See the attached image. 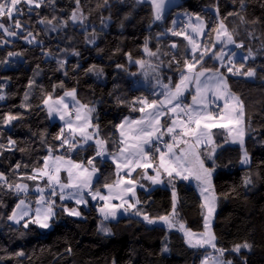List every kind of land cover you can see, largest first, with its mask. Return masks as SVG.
<instances>
[{
  "label": "trees",
  "instance_id": "obj_1",
  "mask_svg": "<svg viewBox=\"0 0 264 264\" xmlns=\"http://www.w3.org/2000/svg\"><path fill=\"white\" fill-rule=\"evenodd\" d=\"M246 2L247 9L243 14L248 20L259 21L257 24L240 25L235 16L224 21L229 30L239 25L235 39L243 41L244 48H237L243 55L247 54L248 48L257 52L261 39H264V0ZM217 6L219 18L239 10L238 0L236 3L233 0H182L157 21L150 3L108 0L105 5L104 0H80V11L86 17L84 24L79 26L69 21L67 28L51 32L46 30V25L37 23L38 19L53 15L67 19L77 8L76 0H55V5L46 3L39 9L34 8L30 14L26 4L21 3L19 7L24 9L25 15L17 18L22 22L30 21L24 27L33 32L36 41L28 43L26 32L19 33L15 40L6 39L0 32V94L5 96L4 100H0V121L7 113L20 117L7 127L0 123V144L7 145L9 137L16 141L15 150L0 149V173H4L10 183H27L26 176L32 175L34 168L43 166L42 158L49 154V146L53 148V154L63 155L75 162L87 163L96 156L92 146L77 151L60 147V141L55 136L61 126L49 121L44 108L43 101L49 94L56 99L73 88L82 104L96 107L100 135L107 141L108 151H116L119 141L117 125L126 117L136 119L140 116L139 111L132 110L139 104L132 105V101L143 97L159 99L155 93V86H159L157 77L164 83H168L169 77L173 84L179 80L177 64L170 65L169 61L173 54H178L182 67L183 58L189 51L181 36H173L168 31L183 28L182 23L174 25L176 16L184 13L204 18L208 24L205 42L211 44L215 37L211 30L219 20L215 10ZM93 31L96 33L94 44L87 42ZM249 31L259 39L249 37ZM146 39L151 51L160 49L157 56L145 53ZM173 42L180 47L171 49ZM73 50L80 55H72ZM46 51H50L51 56H45ZM9 52L21 55L16 56L19 59H12ZM127 54H131V60ZM57 59L66 60L64 69H59ZM137 60L144 61V66L138 65ZM245 63V70L249 66L256 68L254 78L228 74L226 68L211 56L204 59L203 65H197V69L219 68L226 75L231 92L243 100L246 113L244 149L250 156V165L240 168V148L227 143L224 133L219 130L213 132L218 147L214 155L208 159L203 151L202 158L206 167L215 168L212 184L218 198L213 234L217 246L227 250L224 259L231 260L233 264H264V50L257 53L255 60L249 59ZM92 65L102 69L103 75L87 72ZM144 74L147 77L152 75L155 81L147 83ZM30 81H34L31 87ZM26 93L27 100L24 99ZM22 104L25 107H21ZM42 135L44 142L41 141ZM94 161L99 171L92 188L102 190L104 184L117 179L116 169L110 161ZM17 163L21 164L19 169L15 168ZM139 174L141 171L135 174V178ZM245 177H251L253 183L245 186ZM174 186L186 227L192 232H202L204 209L198 194L185 181L176 180ZM22 197L15 190L0 187V264L201 262V250L189 247L179 232L160 225H149L139 216L124 217L117 222L103 221L111 228L110 235L104 234L99 230L102 219L93 207L82 211V219L72 218L58 210L52 220V229L47 233L34 224L27 229L11 225L7 223V216ZM137 199L140 200L138 209L150 217L168 215L172 211V194L167 188L138 189ZM245 241L252 245L250 251H231L235 244ZM116 245H121L120 250H116ZM165 247L168 251H164ZM68 248L72 251H67ZM20 252L24 255H17Z\"/></svg>",
  "mask_w": 264,
  "mask_h": 264
},
{
  "label": "snow or ice",
  "instance_id": "obj_2",
  "mask_svg": "<svg viewBox=\"0 0 264 264\" xmlns=\"http://www.w3.org/2000/svg\"><path fill=\"white\" fill-rule=\"evenodd\" d=\"M153 8L154 19L159 21L163 18L165 10L166 0H150ZM234 3L237 0H233ZM21 3L28 6V13H32L33 9H39L47 4L55 5V0H0V29L3 30L4 35L17 37L19 33L26 32L25 39L28 43L36 41V37L31 30H27L24 27L25 23L17 17L25 15L24 9L19 7ZM107 5L108 0H104ZM77 8L74 10L67 19H61L56 15L42 16L38 19L37 23L47 26V31L57 32L68 27L69 21L73 24H84L86 17L80 11V0H76ZM239 10L235 12L227 13V16L219 18V7L215 8L218 23L212 28V32L215 33V38L211 44L202 45L199 43L198 37L203 36L205 25L199 15L195 16L196 23L192 22V15L189 16V23L185 25V28L177 31L174 29H168L173 36H181L188 45H190V53L183 58V65L180 67L181 60L178 58V54H173L169 64H177V70L180 72L178 82L172 83L169 77L168 83H164L157 77V84L162 91L156 93L158 96H162L163 99L149 100L147 97L137 98L132 101V105L139 104V108L132 107L133 111H139L142 115L139 119L125 120L117 125L120 130V140L118 141L116 151L109 152L106 145L107 141L99 138V125L93 124L91 121V113L95 112L94 107H90L87 104H82L77 99L76 89L67 90L64 95L56 100H53L51 94H49L43 101L47 107L49 117L58 116L60 120L64 121V127L60 129V132L55 136L56 140L60 141V147L65 145L69 150H75L81 143H87L93 141L96 145V156H109L112 162L116 165L117 179L113 183H106L103 185L108 190L107 195L101 194L99 189L93 190L92 182L99 169L95 166V157L87 161L85 166L82 163L75 162L71 159L65 158L63 155H53V148L48 147V155L43 157V166L33 169L32 175L26 176L28 180H37L38 178L47 177V184L51 187V196L59 194L61 201L72 200L79 205H87L88 201L84 197V192L87 191L91 195L93 200L99 198L104 201V204L98 208V211L103 216V221L116 220L118 215L123 212L127 214L130 210L134 216L142 217V219L149 225L157 223V221L165 224L169 229H176L183 232L186 237V243L192 248H211L218 255H212L207 253L202 260L201 264H233L231 260L224 259V254L227 250L220 248L215 243L216 237L211 231L210 218L212 217L217 201V194L215 193L214 186L212 184V173L215 168H209L205 166L204 159L201 153L198 151L200 146H212L214 145L212 129L216 127H226L227 124H232L234 127L228 129V135L232 137V142H239L241 147L244 143L245 134V105L243 100L235 93L231 92L226 75L222 73L219 68L211 69L207 67H200L197 69V65H203L204 57L209 55L210 49H215L217 43L222 47L218 51H211L212 58L220 61V66L226 68L228 74L234 76L255 77L257 75L255 67H246V61L249 59L255 60L259 51L264 50V39H261V47L257 52H254L252 48L247 49V54L241 58L238 62L235 60L237 53L235 51H225L229 45H234L235 48H244L243 41L238 42L235 36L238 34V27L229 30L224 21L227 17L235 16L239 20L240 25L257 24V20H248L246 15L243 14L247 9L246 0H238ZM39 16V13H37ZM7 17L9 24L2 22V18ZM103 22V21H102ZM175 24V21L173 22ZM105 27L107 25H104ZM190 28L191 33L186 31ZM160 35H163L161 33ZM248 36L257 38L252 31L248 32ZM31 39H28V38ZM96 33H91V38L87 39L88 43H95ZM209 39L212 37L209 34ZM8 43V41H3ZM171 49H178L180 45L173 42L170 45ZM202 49V50H201ZM64 51H67L65 49ZM144 51L149 56H157L160 49L157 48L155 52L148 48V40H145ZM199 52V55L197 53ZM45 56H51L50 51H46ZM72 55L79 56L78 51L73 50ZM9 56H19L20 53H8ZM131 60V54H127ZM167 55V53H165ZM190 56V58H189ZM227 58V63H225ZM7 61H3L6 63ZM138 65L144 66L145 62L137 60ZM59 69H64L66 60L57 59ZM79 67V65H76ZM118 67H122L118 65ZM159 67L158 65L156 66ZM155 70V69H154ZM89 73H94L97 76L103 75V70L98 69L95 65L90 66L87 70ZM67 75V72H65ZM34 81L29 82V87L32 86ZM63 86L62 84L60 85ZM195 89L192 95V103H184L182 97L185 92L191 88ZM65 97H70L74 104L72 110L69 109L68 103L65 102ZM5 96L0 95V100H4ZM25 100L28 99V94H25ZM50 101H52L50 103ZM218 101H223V105ZM123 103V101H121ZM25 107V105H21ZM73 112L75 113V121H81L80 124H75L73 121ZM165 116L170 117V122L162 119ZM20 119L18 115L7 113L3 116L0 123L7 127L11 125L13 121ZM250 124V121H249ZM65 128L68 130L69 135L65 136ZM88 128L94 129L92 133H88ZM127 130L125 131V129ZM235 132V135H233ZM79 133L82 137L81 141L75 139V134ZM171 137V142L165 141L164 136ZM187 138V139H185ZM45 137L41 136V141L44 142ZM163 145L161 147L160 145ZM183 144L185 147L179 151L176 149ZM16 141L11 137L7 140V145L0 144V149L5 151L15 150L14 146ZM24 151V149H19ZM215 153V147L212 146L211 150L206 153L207 158L211 159ZM2 155V152H0ZM51 161V164H49ZM158 161V162H157ZM242 164L249 163V156L247 151H244ZM90 166V167H89ZM21 167L20 163L15 165L16 169ZM27 167V165H24ZM64 170L67 173V180L64 181L60 177V171ZM137 169H142L143 174L141 179L149 180L153 185L163 184L166 176L168 183L173 186L172 188V211L168 215L159 217H150L142 209L136 208V205L140 203L139 199H135L134 202L125 199L127 193H131L135 197V185L138 183L132 178V173ZM148 169H152L155 175H149ZM125 175H120L121 171H124ZM189 176H195V179L199 182L201 196L204 203L202 207L207 210V214L204 216V229L205 231L199 235L193 233L190 229L185 227V224L179 219V212L177 209V193L174 186L176 178L183 180L189 179ZM0 187H6L8 191L15 190L17 194L20 192L27 193L28 185L26 183H10L4 173H0ZM251 177H245L244 185L248 186L252 184ZM141 188L143 184L139 185ZM59 189L57 193L56 189ZM71 191H66V190ZM37 192L44 193L45 188L37 187ZM207 193V195H205ZM114 200H119L120 203H112ZM55 200H45L44 195H41L37 199V207L33 209L25 203L24 199H21L16 207L12 210L11 214L7 216L9 221H12L16 225L27 229L30 224H35L42 229H48L50 221L56 215L54 205ZM63 211L69 216L82 217V212L78 207L62 206ZM27 217V219H25ZM23 221V223H21ZM101 221L100 231L106 235L111 234V228L104 225ZM23 235V233L21 234ZM252 245L247 241L238 243L233 246L231 251L240 253L241 249L251 250ZM67 251L71 252V248ZM164 251H168L165 247ZM19 256H23L24 253H17ZM115 264V262H113ZM246 264V262H245Z\"/></svg>",
  "mask_w": 264,
  "mask_h": 264
},
{
  "label": "rangeland",
  "instance_id": "obj_3",
  "mask_svg": "<svg viewBox=\"0 0 264 264\" xmlns=\"http://www.w3.org/2000/svg\"><path fill=\"white\" fill-rule=\"evenodd\" d=\"M138 2H140V3H150L151 4V2H150V0H137ZM181 1L182 0H166V3H165V10H164V13H163V17L167 14V12L170 10V8H172V7H174V6H176V5H178L179 3H181ZM27 6V5H26ZM28 7V6H27ZM177 18H176V21H175V24L174 25H178V24H181L182 23V27L183 28H185V25H187L188 23H189V16L188 15H186V14H184V13H181V14H179V15H177L176 16ZM201 19H202V21L204 22V25H205V29H204V34H203V36H201V37H198V40H199V43H201L202 45H207L208 43H206L205 42V36H206V33H207V30H208V24H207V22H206V20L204 19V18H202L201 17ZM2 22H4L6 25L7 24H9V22L7 21V18L6 17H4V18H2ZM192 22L193 23H196V21H195V16H192ZM72 23V22H71ZM73 24V23H72ZM74 25H79V26H81L79 23H77V24H74ZM186 31H188L189 33H191V29L190 28H188V29H186ZM0 32L1 33H3V30L2 29H0ZM4 34V33H3ZM5 37H6V39H10V40H15L16 39V37H11V36H6L5 35ZM30 38V37H29ZM183 38V37H182ZM215 38V37H214ZM214 40V39H213ZM27 41V40H26ZM185 41V40H184ZM186 42V45H187V50L189 51V53H190V45H188V43H187V41H185ZM213 42V41H212ZM222 47V45L221 44H219V43H217L216 45H215V49H210V52H209V55H206L205 57H204V59L205 58H207V57H209V56H211L210 55V53H211V51H213V50H216L217 48H221ZM202 50V49H201ZM225 51H235L236 53H237V56L235 57V60L237 61V60H241V58L243 57V56H245V55H243L241 52H240V50H237V48H235V46L234 45H229L226 49H225ZM197 55H199V52L197 53ZM12 59H19L18 57H16V56H12ZM214 61L216 62V63H218V64H220V61H218V60H216V59H214ZM225 63H227V58H225V61H224ZM153 76L152 75H149L148 77H147V75H145L144 74V78H145V80H146V82L147 83H150V81H155V79L154 78H152ZM144 78H142V80H144ZM160 91H162V89L160 88V86H155V93H158V92H160ZM194 92H195V89H194V87L193 88H191L189 91H187V92H185V94H184V96L182 97V100H183V102L184 103H187L188 104V102H189V104H191L192 103V99H191V97H192V95L194 94ZM0 95H2V94H0ZM160 98L159 99H163V97L162 96H159ZM56 99H58V98H56ZM56 99H53V100H56ZM188 101V102H187ZM52 101H50V103H51ZM65 102L66 103H68V105H69V109L70 110H72V105L74 104V101H72V99L70 98V97H65ZM218 103L219 104H221V105H223V101H218ZM90 107H94L95 108V112H93V113H91V121H92V123L93 124H96V120H97V116H96V107L95 106H90ZM139 107H140V105H139ZM138 107V108H139ZM44 108H45V110H46V113H47V116H48V119H49V121L51 122V123H58L60 126H61V128L62 127H64V121H62V120H60L59 119V117L58 116H53V117H49V115H48V111H47V107L44 105ZM139 114H140V116H139V118L141 117V113L139 112ZM73 121H74V123L75 124H80L81 123V121H75V113L73 112ZM139 118H136V119H139ZM125 120V119H124ZM123 120V121H124ZM122 121V122H123ZM164 121H168V122H170V117L169 116H165L163 119H162V122H164ZM121 122V123H122ZM120 123V124H121ZM234 126L232 125V124H227V126L226 127H216V128H213L212 129V133L214 132V130H219V131H222L223 133H224V138L225 139H227V143H229V144H231V145H233V146H237V147H239L240 148V150H241V160H242V158H243V154H244V151H245V149H244V143H243V147H241V144L239 143V142H235V143H233L232 142V137L231 136H229L228 135V129L229 128H233ZM127 130V128L125 129V131ZM88 133H92L93 131H94V129H92V128H88L87 130H86ZM118 134H119V140H120V130L118 129ZM64 135L65 136H68L69 135V133H68V130L65 128V131H64ZM233 135H235V132H233ZM99 138H101L102 139V137H101V135H100V132H99ZM245 138H246V130H245V134H244V142H245ZM75 139L77 140V141H81L82 140V137L80 136V134L79 133H76L75 134ZM167 139V140H166ZM168 139H170V140H168ZM185 139H187V138H185ZM164 140L165 141H168V142H171V137L170 136H168V135H165L164 136ZM213 141H214V145H212V146H214L215 147V150L218 148L217 147V145H216V141H215V139L213 138ZM89 146H92V147H94V149L96 150V145H95V143L93 142V141H88L87 143H81L80 144V146H78L75 150H70V151H77V150H84V149H86V148H88ZM212 146H200V148L198 149V151L201 153V155L203 154V151H205L206 153L208 152V151H210L211 150V147ZM65 148H68L66 145L64 146ZM106 147H107V145H106ZM185 146L183 145V144H181L177 149H176V151H179L181 148H184ZM69 150V149H68ZM53 155H55V154H53ZM249 156V155H248ZM65 158H67V159H71V158H68V157H65ZM95 159H97V160H100V161H102V162H104V161H110V162H112V159L109 157V156H104V157H101V156H95ZM72 160V159H71ZM95 162V161H94ZM158 162V161H157ZM78 163H82V162H78ZM113 163V162H112ZM49 164H51V161H49ZM83 165H85V166H88L87 165V163H82ZM114 164V163H113ZM115 165V164H114ZM249 165H250V156H249V163L248 164H242L241 163V161H240V168H248L249 167ZM90 167V166H89ZM115 169H116V165H115ZM125 171V170H124ZM124 171H121V173L122 172H124ZM138 171H141L142 173L141 174H139L138 175V177L137 178H135L136 176H135V174L138 172ZM148 171V174L149 175H155V173L152 171V169H148L147 170ZM120 173V174H121ZM142 174H143V170L142 169H137L136 171H134L133 173H132V178L133 179H135L136 181H138V183L135 185L136 186V188H139V189H143V190H147V191H150V190H152V189H154V188H158V187H160V188H167V189H169L170 191H171V194H172V188H173V186L172 185H170L167 181H168V178L166 177V176H164V177H162L163 179H164V183L163 184H157V185H153L149 180H146V179H141V176H142ZM60 177H61V179L62 180H64V181H66L67 180V173L62 169L61 171H60ZM96 178H97V173H96V175H95V177L93 178V182H92V186H93V183H94V181L96 180ZM176 180L177 181H187L188 183H190V184H192L195 188H197V191H198V196H200L199 198H200V200H201V202H202V204L204 203V200H203V197L201 196V193H200V188L198 187V184H199V182L195 179V176H189V179H187V180H183V179H180V178H176ZM175 180V181H176ZM27 185H28V191H27V193H24V192H20V195H23V197L21 198V199H24L25 200V203L26 204H28L32 209H33V211H34V209L37 207V204H36V201H37V199H39V197L41 196V195H44V197H45V200L47 201V200H49V199H51V200H55V205H54V209H55V212L57 213V211L58 210H61L64 214H66L64 211H63V207L62 206H68V207H78L79 208V210L82 212L83 210H89L90 208H91V206L96 210V212H97V214H98V216L102 219V221H103V216L100 214V212L98 211V208L99 207H101L103 204H104V201H102V200H100L99 198H97L96 200H93L92 199V197H91V195H89L88 194V192L87 191H85L84 192V197H85V199L88 201V203H87V205H79V206H77L75 203H74V201H72V200H64V201H61L60 200V198H59V194L58 195H56V196H51L50 195V193H51V187L50 186H48V184H47V177H43V178H38L37 180H29L27 183H26ZM140 184H143L144 185V187L143 188H141L139 185ZM148 184V185H147ZM37 187H43V188H45V191H44V193H40V192H37L36 191V188ZM57 190V193H59V189L57 188L56 189ZM66 191H71L70 189L69 190H66ZM100 192H101V194H103V195H107L108 194V190L107 189H105V190H100ZM137 192V191H136ZM130 194L131 193H127L126 195H125V199H128L129 201H130V199H129V196H130ZM205 195H207V193L205 194ZM137 193H135V198H133L134 199V201H135V199H137ZM20 199V200H21ZM19 203V202H18ZM112 203H115V204H118V203H120V201L119 200H114V201H112ZM177 209H178V212H179V219L184 223V221H183V217H182V215H181V212H180V208H179V206H178V203H177ZM204 209V216L207 214V210L205 209V208H203ZM215 210H216V208H215ZM132 211L133 210H130L127 214H125L124 216H134L133 214H132ZM121 214H123V212H121ZM121 214H119L118 215V218L116 219V220H111V219H109L108 221H104V222H117L118 220H119V218H120V216H121ZM67 215V214H66ZM214 215H215V211H214V213H213V215H212V217L210 218V227H211V231H212V233H213V221H214ZM56 216V215H55ZM55 216L52 218V220L55 218ZM69 216V215H68ZM70 217H72V218H76V219H82L83 217H75V216H70ZM25 219H27V217L25 218ZM52 220L49 222L50 223V227L48 228V229H42V228H40L39 227V229L42 231V232H44V233H47V232H49L51 229H52ZM1 224H2V219H1V222H0ZM7 223H9V224H11V225H14V226H18V225H16L15 223H13L12 221H9L8 219H7ZM21 223H23V221L21 222ZM204 223H205V221H203V226H204ZM185 224V223H184ZM35 225V224H34ZM155 225H161V226H163L164 228H166L167 230H172V231H176V232H179L183 237H184V239H185V241H186V237H185V235H184V233L183 232H180V231H178V230H176L175 228L174 229H169L165 224H163L162 222H160V221H157V223H155ZM37 226V225H36ZM185 227H186V225H185ZM187 228V227H186ZM188 229V228H187ZM205 231V229H204V227H203V231L202 232H193V233H196L197 235H199V234H201V233H203ZM120 248H121V245H116V250H120ZM198 248V247H197ZM207 249V251L205 252V253H202L201 254V262H202V260L204 259V257H205V255L207 254V253H211L212 255H218V253H215L211 248H206ZM201 262H200V264H201ZM209 264H210V262H209Z\"/></svg>",
  "mask_w": 264,
  "mask_h": 264
},
{
  "label": "crops",
  "instance_id": "obj_4",
  "mask_svg": "<svg viewBox=\"0 0 264 264\" xmlns=\"http://www.w3.org/2000/svg\"><path fill=\"white\" fill-rule=\"evenodd\" d=\"M188 102V101H187ZM188 104H189V102H188ZM216 151V150H215ZM115 166V165H114ZM125 172H126V170L124 171V172H122L120 175H125ZM142 173V172H141ZM186 183H188L187 181H186ZM189 185H191L192 187H193V189L196 191V193L198 194V191H197V188H195L192 184H190V183H188ZM106 188H103L102 189V191L103 190H105ZM139 188H136V186H135V193H137L136 191L138 190ZM199 195V194H198ZM132 196V194H130V196H129V199H130V201L131 202H134V199L133 198H135V197H133ZM137 197V196H136ZM200 197V196H199ZM202 203V202H201ZM138 206H139V204H137L136 205V208H138ZM92 207V206H91ZM125 214H121V216H120V218L119 219H121V218H124V217H128V216H124ZM152 225H155V224H152ZM161 226V225H160ZM197 249H200L201 250V253H205L206 251H207V249L206 248H197Z\"/></svg>",
  "mask_w": 264,
  "mask_h": 264
},
{
  "label": "built area",
  "instance_id": "obj_5",
  "mask_svg": "<svg viewBox=\"0 0 264 264\" xmlns=\"http://www.w3.org/2000/svg\"><path fill=\"white\" fill-rule=\"evenodd\" d=\"M160 146H161V147H163V145H162V144H161Z\"/></svg>",
  "mask_w": 264,
  "mask_h": 264
},
{
  "label": "water",
  "instance_id": "obj_6",
  "mask_svg": "<svg viewBox=\"0 0 264 264\" xmlns=\"http://www.w3.org/2000/svg\"><path fill=\"white\" fill-rule=\"evenodd\" d=\"M212 162H214V159L212 160Z\"/></svg>",
  "mask_w": 264,
  "mask_h": 264
}]
</instances>
